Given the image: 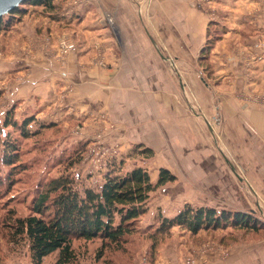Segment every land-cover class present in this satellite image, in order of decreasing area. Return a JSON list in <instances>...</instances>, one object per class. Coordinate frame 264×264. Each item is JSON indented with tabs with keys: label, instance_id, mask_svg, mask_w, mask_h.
<instances>
[{
	"label": "crops",
	"instance_id": "1",
	"mask_svg": "<svg viewBox=\"0 0 264 264\" xmlns=\"http://www.w3.org/2000/svg\"><path fill=\"white\" fill-rule=\"evenodd\" d=\"M66 3L32 7L4 36L13 57L4 68L10 100H24V112L59 123L74 110L105 111L118 127L116 140L138 144L147 156L211 151L200 122L206 116L222 124L230 153L244 156L240 170L248 171L254 158L264 174V0ZM213 12L228 30L213 49L214 76L206 81L196 68ZM105 13L114 15V26ZM63 35L76 48L61 60ZM169 55L179 80L167 68Z\"/></svg>",
	"mask_w": 264,
	"mask_h": 264
},
{
	"label": "rangeland",
	"instance_id": "2",
	"mask_svg": "<svg viewBox=\"0 0 264 264\" xmlns=\"http://www.w3.org/2000/svg\"><path fill=\"white\" fill-rule=\"evenodd\" d=\"M82 1L68 0L66 6L74 7ZM104 15L105 20L114 26V15ZM209 15L208 26L212 32L226 33L228 25L217 19L214 12ZM211 22L218 26L210 25ZM8 32L0 33V124L10 112L17 121L30 114L22 109L24 100H10L9 75L5 78L4 68L13 62V57H8L3 39ZM208 41L207 33L199 52V67L196 68L199 77L206 81L214 76L212 54L218 40L211 47ZM58 46L61 60L76 48L65 35L60 37ZM69 46L73 48L65 52ZM169 57L167 68L179 80L177 62ZM194 110L197 114L204 113L201 107ZM88 111L74 110L73 117L69 116L60 123L35 114L36 121L29 128L30 131L39 129V132L21 139V157L14 164L22 167L14 172V165L0 160V264H32L28 244L24 240L11 242V224L15 223L17 216L30 211L32 197L47 179L67 171L74 174L80 183L95 185L102 181L109 169L116 168V173H126L138 166L148 170L154 183L161 168L175 174L176 179L151 192L147 212L140 217L136 232L123 245L103 248L100 239L75 240L78 259L73 264H264V174L258 172L254 158L252 164L247 163L248 171L240 170L245 169L244 156L230 153L222 124L218 125L212 118L201 117V125L212 139L211 151L184 150V154L190 155L187 158L165 149L153 150V155L147 156L145 149H140L138 144L129 146L116 140L113 131L118 127L107 112L92 114ZM0 129H3L2 125ZM6 130L13 135L19 132L13 126H6ZM3 137L0 133V151ZM72 161L74 163L70 164ZM209 167L214 168L209 170ZM251 167L256 171H251ZM186 203L212 206L218 211L241 212L253 219L259 228L229 224L193 233L183 226L174 225L170 229L159 230L161 219L172 218ZM56 255L54 252L46 257L43 264L53 262Z\"/></svg>",
	"mask_w": 264,
	"mask_h": 264
},
{
	"label": "trees",
	"instance_id": "3",
	"mask_svg": "<svg viewBox=\"0 0 264 264\" xmlns=\"http://www.w3.org/2000/svg\"><path fill=\"white\" fill-rule=\"evenodd\" d=\"M57 1L23 0L0 16V33L21 21L32 7L53 9ZM210 25L218 26L214 22ZM208 28L211 47L222 33H213L212 28ZM11 114L0 124L3 127L0 133L4 136L0 160L12 166L21 157V139L37 134L39 129L30 131L29 128L36 121L35 113L24 116L21 121L13 119ZM6 126L15 127L18 134L14 136L6 130ZM18 165H14L12 171L22 167ZM116 171V168L109 169L102 181L95 185L82 184L67 171L47 179L32 197L30 211L17 216L15 223L11 224V242L24 240L28 244L32 264H43L45 258L54 252H57L56 258L49 264H73L78 259L75 240L100 239L103 248L107 245H116L117 248L123 245L136 232L140 217L147 212L151 192L160 185L174 181L176 176L168 169L161 168L158 181L154 183L148 170L141 166L126 173ZM229 224L259 228L253 219L241 212L218 211L212 206H194L189 203L172 218L163 217L158 228L163 231L180 225L196 233L201 229Z\"/></svg>",
	"mask_w": 264,
	"mask_h": 264
},
{
	"label": "water",
	"instance_id": "4",
	"mask_svg": "<svg viewBox=\"0 0 264 264\" xmlns=\"http://www.w3.org/2000/svg\"><path fill=\"white\" fill-rule=\"evenodd\" d=\"M23 0H0V16L12 10L19 5Z\"/></svg>",
	"mask_w": 264,
	"mask_h": 264
},
{
	"label": "built area",
	"instance_id": "5",
	"mask_svg": "<svg viewBox=\"0 0 264 264\" xmlns=\"http://www.w3.org/2000/svg\"><path fill=\"white\" fill-rule=\"evenodd\" d=\"M72 48H73L72 46H69L68 49L65 48V52L70 51Z\"/></svg>",
	"mask_w": 264,
	"mask_h": 264
}]
</instances>
